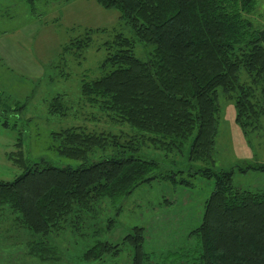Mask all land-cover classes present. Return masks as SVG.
Returning <instances> with one entry per match:
<instances>
[{
    "label": "trees",
    "instance_id": "trees-1",
    "mask_svg": "<svg viewBox=\"0 0 264 264\" xmlns=\"http://www.w3.org/2000/svg\"><path fill=\"white\" fill-rule=\"evenodd\" d=\"M95 2L118 10V19L129 26L132 37L114 31L101 42L99 74L91 78L83 74L78 93L111 123L125 125L133 133L80 126L52 130L49 147L78 162L55 166L42 158H27L17 132L15 150L7 157L21 171L10 180H0V217L2 209L8 210L25 231L27 257L56 262L60 251L48 237L65 229L78 231L89 217L99 214L100 200L113 202L155 178L189 185L185 178L175 177L181 170L154 174L157 161L137 152L149 146L169 154L192 135L187 159L205 165L191 174L213 178V187L203 201L199 223L189 230L196 239V257L189 264H264V188L241 189L232 183L231 169L212 170L218 95L233 100L234 119L244 132L259 129L264 117V28L250 17L255 0ZM99 30L103 29H84L61 46L62 53L78 57ZM134 40L152 46L144 60L134 55ZM62 98L61 93L50 98L49 115L64 114ZM2 124L7 126L6 121ZM92 155L98 158L88 161ZM113 221L109 217L108 224L93 232L109 229ZM144 240V229L133 225L119 242L95 240L77 257L103 260L128 245V264H174L161 258L152 261Z\"/></svg>",
    "mask_w": 264,
    "mask_h": 264
},
{
    "label": "rangeland",
    "instance_id": "rangeland-1",
    "mask_svg": "<svg viewBox=\"0 0 264 264\" xmlns=\"http://www.w3.org/2000/svg\"><path fill=\"white\" fill-rule=\"evenodd\" d=\"M118 15V10L105 9L95 0H0V180H10L21 171L7 157L15 150L17 132L27 158L32 161L42 158L55 166H75L78 162L58 155L49 147L52 130L80 126L86 130L111 128L127 135L133 133L125 125L111 123L78 93L83 74L90 78L99 74L96 65L104 55L101 42L114 31L132 37L129 26ZM250 17L254 24L264 28V0H255ZM86 28L103 30L91 34L89 44L78 57L62 53L61 46L81 36ZM151 49L152 46L134 40L133 53L137 58L144 60ZM57 93L63 94L67 109L63 115H49L48 101ZM217 100L220 113L212 170L231 169L232 183L241 189L264 188V168L255 167L264 165V117L259 129L244 132L234 119L233 100L225 99L222 94ZM18 105L23 107L14 110ZM191 136L183 141L180 150L169 154L149 146H142L137 152L142 158L157 161L154 174L181 170L175 177L185 178L189 185L155 178L113 202L100 200L99 214L89 217L78 231L65 229L48 237L60 251L56 262L27 257L23 247L25 231L11 212L2 209L0 264H128L131 257L128 245H122L116 256H106L103 260L82 261L77 256L95 240L119 242L133 225L144 229L143 247L150 252L152 261L161 258L164 263L189 264L195 260L196 239L189 235V230L200 221L203 201L213 187V178L191 174L205 165L187 159ZM97 158L92 155L88 161ZM109 217L114 218L112 226L94 233L105 222L108 224Z\"/></svg>",
    "mask_w": 264,
    "mask_h": 264
}]
</instances>
